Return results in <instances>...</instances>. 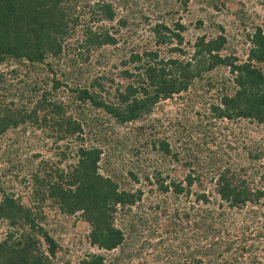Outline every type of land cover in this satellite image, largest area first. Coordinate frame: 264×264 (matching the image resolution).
<instances>
[{"label": "trees", "instance_id": "obj_1", "mask_svg": "<svg viewBox=\"0 0 264 264\" xmlns=\"http://www.w3.org/2000/svg\"><path fill=\"white\" fill-rule=\"evenodd\" d=\"M93 1L88 6L92 14L102 13L105 20L114 21L117 12L111 3ZM186 2L183 0V6ZM81 3L80 0H0V66L10 68L13 75L8 78L0 73V142L9 132L37 130L51 140L56 150L55 159H41L29 173L30 205L13 193L0 195V228H6L0 237V264H58V254L66 252L55 231L45 226L46 208L74 216L88 226L87 240L91 247L107 253L122 249L126 233L116 221L128 218L132 222L138 218L144 208V190L141 185L128 187L112 160L102 155L101 146L107 145L113 151L127 139L136 155L150 147L176 158L166 138L161 136L160 119L151 118L162 109V102L184 101L191 108L198 103L203 107L208 105L206 119L237 126L242 122L253 124L264 134V30L261 27L256 26L251 35H246L250 46L245 57H240L230 51L222 33L212 38L195 37L184 49L182 24L177 21L170 28L163 22L156 23L151 27L155 45L175 42L176 46L168 51L177 55L161 56L159 49L131 52L120 62L123 67L120 78L124 83L116 84L110 92L100 82L103 77L89 80L86 70L76 67L77 60L69 59L65 66L55 65L66 57L65 43L78 30L80 57L86 55L89 59L95 50L117 44L109 28L83 25L81 10L85 5ZM126 23V19L117 21L122 26ZM96 56V62L100 63L102 56ZM218 68L228 71L232 83L227 85L224 81L219 92L208 101L205 95L214 86L206 75ZM115 126L124 127L126 134L119 137L113 129ZM178 126L181 132L185 130V126ZM240 129L237 140L231 132L235 137L231 140L237 144L230 148L242 144L250 162L248 169L252 170V164L264 159L263 138L252 140L245 126ZM85 133L95 138L99 146L86 142ZM212 155L208 168L212 169L215 195L194 192L196 203L215 206L218 202L231 209L260 205L264 199V171L260 174L261 186L256 188L250 177H245V168L237 165L234 168L229 160L221 166ZM38 157L36 154L34 159ZM8 163L7 173L15 167L10 160ZM140 173L130 171L129 182L137 185L143 178L145 184L153 185L162 196L171 193L174 197H187L192 186L203 180L200 173L194 176L188 173L182 180H167L154 169L151 182L148 173ZM214 214V210L199 208L194 218L184 214V219H193L191 225L195 230L209 234L214 240L204 252L199 248L194 256L170 264H202L201 258H196L201 253L204 257L210 253L223 257L217 249L211 250L222 235L218 223L223 215ZM130 225L133 230L135 227ZM250 227L239 228L235 241H240V245L233 248L230 243L225 247L224 252L230 251V256L220 264H237L248 251L245 240L250 238ZM257 237H262V233ZM120 261L121 257L116 256L106 263L102 254L90 253L79 264H119Z\"/></svg>", "mask_w": 264, "mask_h": 264}, {"label": "rangeland", "instance_id": "obj_2", "mask_svg": "<svg viewBox=\"0 0 264 264\" xmlns=\"http://www.w3.org/2000/svg\"><path fill=\"white\" fill-rule=\"evenodd\" d=\"M111 3L116 10L114 21L105 20L102 13L92 14L88 6H92L93 0H80L85 8L81 10V22L83 25H89L93 28H109L111 35L117 38L115 46L106 45L95 50L89 59L86 55L78 56V44L81 41L80 31L73 35L66 43V57L62 61H56L55 65L65 66L69 59L77 60L76 67L84 71L89 80L103 77L100 81L102 85L108 87L110 92L116 84H123L120 78L122 66L120 62L131 52L140 53L144 50H160L161 56L174 57L176 53H170L168 48L176 46L175 42L169 45L157 46L151 33V27L163 22L168 27L173 28L175 22H179L185 27L182 32L184 49L188 48V43L195 37L205 35L206 38H212L222 33L228 40V48L234 51L236 56L245 57V51L250 44L246 35H251L256 26L264 30V0H187L183 6V0H100ZM120 19H126L125 26L117 24ZM223 32H222V30ZM192 44V42H191ZM188 52L190 50L188 49ZM225 52H228L225 50ZM84 54V53H82ZM96 54L102 56L100 63L96 62ZM10 68L5 65L0 66V73L6 74L8 78L13 75L9 73ZM211 79L214 89L206 93L205 98L210 101L212 95L219 92V88L225 81L231 85L230 75L225 69H215L206 75ZM113 81V82H111ZM15 90V89H13ZM205 90L207 87L205 86ZM113 94V93H112ZM111 94V95H112ZM184 101L178 103L165 101L161 103L162 109L151 115L153 120L160 119L162 127V138L169 144L172 155L158 153L152 148L141 149V154L136 155L131 151L130 141L124 139L122 145H117L113 151L107 145L101 146L104 156H107L113 162V166L118 170L120 176L126 181L129 188L142 186L144 190L143 211L134 221L128 218L116 221L126 233L124 240L125 246L116 249L113 252L100 251L91 247L87 240L89 228L81 223L74 216L60 214L57 209L46 208L47 219L46 228L53 229L58 236V240L66 253H59L58 264H79L80 260L90 253L102 254L106 258V263L112 261L116 256L121 257L119 264H170L175 260H183L195 255V251L200 248L204 252L209 249L214 240L209 234L200 230H195L191 225L196 208L211 209L216 214L222 213L221 221L218 223L222 228V235L217 246L211 250L217 249L223 257L217 258L210 253V256L197 255L201 258L202 264L210 261L211 264H220L226 258H229V252H224L225 247L230 243L233 248L240 245V241H235L237 233L242 226H251L245 247L248 250L239 259L237 264H264V199L258 206H246L242 209H231L217 202L215 206L197 204L195 194L205 193L215 195L212 172L208 165L210 155L213 154L219 164L224 166L227 161L237 168H245V177L252 180L253 187H260V174L263 173V161L252 164V170L248 169L249 160L246 158V151L243 145L231 140L233 135L237 137L241 132L240 128H247L252 140L257 137L263 138L262 131L256 129L253 124L242 122L239 126L230 124L226 121H211L206 119L209 114L208 105L203 107L201 103L194 107H186ZM210 121L212 124H210ZM185 130L181 132V128ZM114 131L122 137L127 130L124 127L115 126ZM252 130V132H251ZM190 132V133H188ZM86 142H91L99 146L98 141L91 135L83 134ZM235 138V137H234ZM88 142V143H89ZM98 143V144H97ZM51 140L44 137L40 131L32 130L23 133L20 130L9 132L8 136L0 142V195L2 193L23 197L24 204H31L29 198L30 180L29 173L35 170L41 159H55V151ZM264 151V150H263ZM38 154V158L34 156ZM14 164L9 173L6 171L10 165L9 160ZM33 159V160H31ZM240 162V163H239ZM190 163V168L182 164ZM20 164L22 170H20ZM237 165V166H236ZM154 169L162 173L167 180H182L186 174L191 173L194 176L197 173L202 175V182L194 184L189 196L174 197L171 193L168 195H158L153 185L145 184L143 178L140 184L130 183L129 172H143L149 174L150 181H154ZM243 173V174H244ZM128 178V179H127ZM24 180H26L24 182ZM145 184V185H142ZM133 185V186H132ZM152 191V193L150 192ZM210 197V196H209ZM158 205V208L156 206ZM184 214H190L189 221L184 219ZM214 214V215H216ZM250 215L256 216L255 221L250 219ZM153 217V218H152ZM220 219V218H219ZM188 223V225H185ZM130 224L135 227L133 230ZM6 231L5 226L0 228L3 234ZM262 237H257L258 233ZM212 252V251H211Z\"/></svg>", "mask_w": 264, "mask_h": 264}]
</instances>
